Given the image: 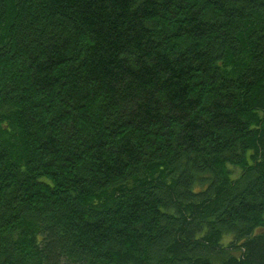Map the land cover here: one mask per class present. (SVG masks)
Wrapping results in <instances>:
<instances>
[{
    "label": "trees",
    "instance_id": "obj_1",
    "mask_svg": "<svg viewBox=\"0 0 264 264\" xmlns=\"http://www.w3.org/2000/svg\"><path fill=\"white\" fill-rule=\"evenodd\" d=\"M0 264H264V0H0Z\"/></svg>",
    "mask_w": 264,
    "mask_h": 264
}]
</instances>
